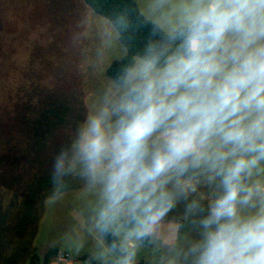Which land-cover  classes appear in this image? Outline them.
<instances>
[{"label": "clouds", "instance_id": "obj_1", "mask_svg": "<svg viewBox=\"0 0 264 264\" xmlns=\"http://www.w3.org/2000/svg\"><path fill=\"white\" fill-rule=\"evenodd\" d=\"M148 53L58 154L53 181L79 168L101 185L97 227L123 233L115 264H134L139 242L201 183L215 198L187 205L203 229L195 264H264V183L253 180L264 173V0H192L167 46ZM257 196L260 211L242 217Z\"/></svg>", "mask_w": 264, "mask_h": 264}, {"label": "rangeland", "instance_id": "obj_2", "mask_svg": "<svg viewBox=\"0 0 264 264\" xmlns=\"http://www.w3.org/2000/svg\"><path fill=\"white\" fill-rule=\"evenodd\" d=\"M135 1L167 33L192 2ZM125 53L116 29L83 0H0V264H43L45 257L47 264H115L122 255L109 251L97 227L101 185L79 168L52 177L54 160L88 117L120 95L127 77L117 86L106 71ZM253 180L264 183V173ZM214 198L207 183L178 198L158 232L139 242L134 264H195L203 229L187 205L206 209ZM260 200L239 214H256Z\"/></svg>", "mask_w": 264, "mask_h": 264}, {"label": "trees", "instance_id": "obj_3", "mask_svg": "<svg viewBox=\"0 0 264 264\" xmlns=\"http://www.w3.org/2000/svg\"><path fill=\"white\" fill-rule=\"evenodd\" d=\"M84 4L94 13L106 19L117 31L118 40L125 49V55L113 61L106 71L107 77L117 86L125 83L127 70L135 65L137 58L144 59L149 55L148 48L155 45L157 50L168 44V36L158 24L147 19L140 11L135 0H83ZM174 47V45H173ZM160 67L163 66L161 61ZM6 107H14L9 99ZM3 104L0 105L3 106ZM103 238L111 247L113 241L118 239L111 233H103ZM48 258H44L47 264Z\"/></svg>", "mask_w": 264, "mask_h": 264}, {"label": "water", "instance_id": "obj_4", "mask_svg": "<svg viewBox=\"0 0 264 264\" xmlns=\"http://www.w3.org/2000/svg\"><path fill=\"white\" fill-rule=\"evenodd\" d=\"M73 216H74L76 219L80 220V217H79V215H78V214H76L75 212L73 213Z\"/></svg>", "mask_w": 264, "mask_h": 264}, {"label": "built area", "instance_id": "obj_5", "mask_svg": "<svg viewBox=\"0 0 264 264\" xmlns=\"http://www.w3.org/2000/svg\"><path fill=\"white\" fill-rule=\"evenodd\" d=\"M63 257H67V255H63Z\"/></svg>", "mask_w": 264, "mask_h": 264}]
</instances>
